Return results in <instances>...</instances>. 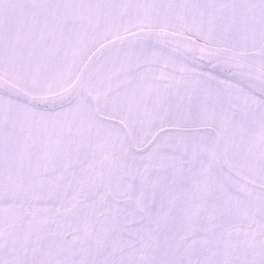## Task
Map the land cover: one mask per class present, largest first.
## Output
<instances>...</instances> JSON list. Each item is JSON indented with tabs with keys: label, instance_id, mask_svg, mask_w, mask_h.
<instances>
[{
	"label": "snow or ice",
	"instance_id": "snow-or-ice-1",
	"mask_svg": "<svg viewBox=\"0 0 264 264\" xmlns=\"http://www.w3.org/2000/svg\"><path fill=\"white\" fill-rule=\"evenodd\" d=\"M0 264H264V0H0Z\"/></svg>",
	"mask_w": 264,
	"mask_h": 264
}]
</instances>
